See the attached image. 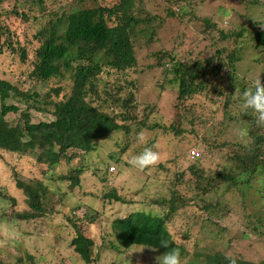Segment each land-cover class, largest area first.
I'll return each instance as SVG.
<instances>
[{
  "label": "trees",
  "instance_id": "trees-1",
  "mask_svg": "<svg viewBox=\"0 0 264 264\" xmlns=\"http://www.w3.org/2000/svg\"><path fill=\"white\" fill-rule=\"evenodd\" d=\"M7 1L9 0H0V10ZM11 1H13L11 14L23 18L29 16L24 9L29 10L30 7L31 10L30 3L26 7H21L18 0ZM35 1L39 3L41 0ZM133 2L134 0H118V3L110 7L98 4L91 8L77 9L59 15L53 23L45 27L44 31H38L41 43L33 54L31 76L47 81L68 72L71 73L73 80L68 94L63 99H49L43 106L39 104L34 107L41 113L52 115L50 120L32 122L27 111L22 114V123L10 124L6 120V115L19 111L18 105L8 102L12 100V91L16 90L10 82L0 79V152L14 153L17 158L22 159L21 165L24 161L27 163L30 154L34 155V164L37 167V176L33 175L24 181L17 177L20 170L16 169L15 164L11 165L10 181L23 198L18 200L17 196L4 193L0 186L1 199L10 202L9 211L7 214L3 213L1 217L19 223L41 221L48 227L55 219H59L62 222L61 232L64 234L60 233V226L55 225L51 230L54 238L64 240L72 232L69 244L74 254L84 264L95 263L98 257L97 254H93L94 240L85 234L83 224L87 222L85 217L80 218L78 215L79 205L69 203L65 195L50 189L41 178L46 179L62 161L70 164L73 159H79L76 167L59 177L60 180L69 181L68 188L73 192L80 186V176L88 169V167L84 169L82 160L94 153L99 143L113 138L115 133L124 134L125 138L122 141L127 139L121 149L119 146V153L126 152L136 139L137 133L144 132L145 129L165 130L164 134L177 136L185 131V121L187 124L193 122L192 109L186 111V116H179L177 111L178 108L181 109L179 101H186L190 96L210 89L212 82V91L221 100L217 107L222 117L217 123H210V130L202 136L205 144L203 151L211 155L223 154L224 160L220 167L210 170L203 166V156L197 157L182 170L174 169L176 164L174 157L160 163V171H164L158 178L162 187L161 192L152 193L153 197L147 205L148 210L137 208L112 218L108 234L114 239L108 238L106 242H102L103 247L99 248L104 249L107 246L108 249L123 252L131 246H146L156 247L164 253L168 249L159 246V243L161 239H165L171 247L179 249L181 259L190 255L182 264H229L225 258L229 255L221 251L197 250L190 253L185 243L174 237V229L178 222L184 226L186 230L184 239L187 240L192 236L191 226L194 225V221L201 223L206 221L220 226L213 218H221L227 210L225 207L228 208L229 203L226 201L231 200L228 198L225 200V197L236 190L242 191L243 196L254 186L253 182L264 176V128L257 127L255 116L240 114L239 111L241 103L239 96L252 87L254 80L246 74L240 75L237 71V63L241 61L238 50L225 52L218 48L212 59H208V67L198 61L190 66L177 61L176 56L168 52H165L167 57L163 59V55L160 54L156 56L153 65L160 66L165 75L158 79L156 88L160 89L167 85L174 87L176 90L174 115L178 114L179 117L169 127L161 126L156 121L151 124L150 115L159 113L160 109L157 103L150 104L140 98L138 86H141V83L138 85L137 80L133 79L120 84L112 80L107 81L106 78L110 73H126L137 65L132 36L138 19L131 11ZM164 2L169 6L166 9L167 15L180 19L183 15H192L191 11L188 12L186 9L185 4L188 0ZM110 20L115 21V24L110 25ZM202 20L210 31L216 30V23H212L208 18ZM259 25L261 23L255 21L251 28L256 29ZM244 30L218 28L217 33L220 39L225 40L241 37ZM251 41H254L256 47L264 49V28L255 31ZM16 42V39L9 36V30L4 31L0 25V61L9 59L12 62V58L17 55L21 56L22 63L28 60L27 49L18 47ZM259 61L264 62V56ZM261 82L264 83V80ZM60 90L61 88H55L51 91L58 97ZM16 92L15 97L24 98L28 106L38 103L36 93L24 95ZM147 100L150 102L149 98ZM145 109L147 112L144 114ZM233 122L240 124V129H247L248 147H245L240 139L229 140L226 137L225 124ZM116 145L118 146L117 143ZM109 159L115 165L120 163L117 155H111ZM110 164L105 166L106 171L99 177L104 186L108 181L106 172L108 175L111 174L109 168L115 167ZM124 164L129 166L125 162ZM94 174L97 175L95 172ZM39 175L41 177L37 179ZM107 188L109 191L101 197L103 201L135 205L134 200L126 199L115 187ZM143 191L144 188H141L138 193ZM190 207H195L192 222L186 215ZM184 218L187 221H184ZM244 222L253 233H256L255 235L264 233V214L256 216L254 220L246 219ZM230 257L236 259V264H264L263 261L254 262L239 256ZM26 258L29 264H34V258L30 255H26ZM1 260L0 264H4ZM23 261L16 258L15 264H22Z\"/></svg>",
  "mask_w": 264,
  "mask_h": 264
},
{
  "label": "rangeland",
  "instance_id": "rangeland-1",
  "mask_svg": "<svg viewBox=\"0 0 264 264\" xmlns=\"http://www.w3.org/2000/svg\"><path fill=\"white\" fill-rule=\"evenodd\" d=\"M30 3L31 10L27 11L29 16L16 17L11 14L13 1L4 2L0 10V25L3 30H9V36L16 39L18 47L27 49L28 60L22 63L21 56L17 55L12 58L0 61V79L7 80L15 90L22 93H36L38 103L28 106L24 98L15 97L16 91H12V100L9 103L18 105L19 111L6 115V120L15 125L22 123L23 112H29L32 122L48 121L52 115L36 110V105H44L49 99H63L72 85L71 73L64 72L59 76L52 77L47 81H41L30 74L32 68L33 54L41 43L38 37V31H44L46 26L62 14H68L71 11L81 8H91L98 4L110 7L118 0H41L37 3L35 0H18L21 7H26ZM188 12L192 15H183L180 18L166 14L169 8L164 0H134L132 13L138 19L137 25L132 36V43L137 57L135 68L128 70L126 73L115 72L108 74L107 81L112 80L124 84L136 79L138 85V95L140 98L150 104L157 103L160 112L151 114V124L162 122L166 125L173 121L175 114L174 103L176 90L172 86L156 88L159 83L158 79L164 77L165 72L160 66H154L156 56L163 55L165 52L174 54L177 61L193 66L196 61L203 62L208 67V59H212L218 48L225 52L239 51L238 56L241 61L238 64L237 71L241 75L255 80L259 75L261 81L264 80V62L259 61L264 56V49L256 47L251 37L255 31L264 28V0H188L185 4ZM2 14V15H1ZM11 14V15H10ZM203 18H208L212 23H216L217 28L210 31L206 26ZM227 18V19H226ZM227 21V23L224 21ZM260 22L256 29L251 28L254 22ZM65 22V20H64ZM109 24H115L110 20ZM218 28L245 29L243 35L220 39L217 33ZM215 34V35H214ZM16 58V59H15ZM162 59V61H163ZM162 63V62H161ZM134 87V86H133ZM61 88L57 97L51 90ZM158 91V94H157ZM49 95V96H47ZM158 95V97H157ZM150 99V102L147 99ZM213 101H218L216 104ZM181 109L178 108L179 116H186L187 110L192 109L193 122L186 124L185 131L172 136L167 135L159 130H145L143 133L147 138L146 144H138L136 139L131 143L129 149L124 153H119L121 147L127 139L122 141L125 136L123 133H115L113 138L103 143H99L94 153L87 155L83 162V167L88 169L80 176V186L76 187L73 192L68 188L69 181L60 180L59 177L65 175L79 163V159H73L70 164L62 161L53 171L45 178H41L47 186L53 191L63 194L69 203L79 205L78 215L80 218L85 217L87 223L83 224L85 234L94 240L93 254H97L98 260L92 264H155V257L162 255V251L146 246H131L123 252L114 251L106 248L101 249L103 241L109 236V226L112 218L132 212L137 208H146L149 205L152 193L161 192V184L158 178L163 175L160 171L159 164L164 163L166 159L174 157L175 167L179 170L184 169L196 159L189 156V151L198 149L200 156H203V166L210 170L218 169L224 160L223 154H213L204 152L203 135L210 130V123H217L222 113L217 107L221 100L219 96L212 91V82L210 89H206L196 95L190 96L186 101H179ZM147 112L145 109L144 114ZM141 115V113H140ZM143 116V115H141ZM227 132L226 137L229 140L239 139L238 130L240 124H225ZM118 144V146L116 145ZM120 146V149H119ZM151 147L160 155L159 163L151 168L139 171L133 168L129 160L131 156L139 154L144 147ZM99 148V149H98ZM75 151V150H74ZM0 186L4 193L17 196L18 200L23 197L15 189L9 178L11 165L15 164L17 170H20V180L26 181L27 178L37 174V167L34 164V155H29L27 163L21 165V160L14 153L0 152ZM70 154V153H69ZM92 156L88 158V156ZM117 155L120 163L115 165L109 157ZM127 163L129 166H126ZM111 163L115 170L108 175V181L105 185L99 180V177L106 171L105 166ZM39 165V164H36ZM40 166V165H39ZM43 169V166L41 165ZM97 174L95 175L94 172ZM37 176V175H36ZM40 175L37 179H40ZM264 176L257 182H253V187L246 191L242 196V191H234L225 200L229 203L228 208L224 211L221 218L214 217V223L204 221H194L195 207H190L186 215L190 222L194 221L191 226V238L184 239L186 233L185 227L179 222L174 229V237L182 240L190 253L194 251L208 252L212 250L221 251L229 256H239L243 259L264 263V233L255 235L249 226L245 224L246 219L254 220L255 217L264 214V191L262 189ZM264 185V184H263ZM113 186L118 193L125 196L129 201L134 200L135 205L113 203L103 201L101 197L109 188ZM144 188L142 193H138ZM146 191V192H145ZM164 191V189H163ZM132 203V202H131ZM150 207V206H149ZM9 200H3L0 197V259L4 264H15L16 258H21L22 264H29L26 255L35 259L34 264H84L77 255L72 251L69 241L73 235L70 232L66 239H55L51 230L55 225L60 226L62 222L54 220L50 227L41 221L35 222H10L5 220L3 213L9 211ZM185 215V216H186ZM184 221H187L184 218ZM50 228V229H49ZM250 230V231H249ZM247 233L244 235L242 233ZM105 247V246H104ZM190 255L181 259V264L188 260Z\"/></svg>",
  "mask_w": 264,
  "mask_h": 264
},
{
  "label": "clouds",
  "instance_id": "clouds-1",
  "mask_svg": "<svg viewBox=\"0 0 264 264\" xmlns=\"http://www.w3.org/2000/svg\"><path fill=\"white\" fill-rule=\"evenodd\" d=\"M224 21L227 23L225 19ZM236 91L238 90L236 89ZM239 99L241 100L239 106L240 114L255 116L257 127L264 128V83L261 82L259 75L252 82V87L243 91L242 95L239 96ZM174 104H176V100ZM178 117V114L174 115L173 121L168 125L162 122H160L159 125L161 124V126L164 127L172 126L173 123L176 122ZM159 131L164 132L165 130ZM238 137L244 143V146L248 147L247 129H239ZM136 142L138 144H146L147 138L143 132L137 133ZM189 156L196 159L200 156V152L198 149H192L189 151ZM159 160L160 155L157 151H154L152 148L145 147L139 154L131 156L129 163L133 168L139 171H143L147 168L156 166L159 163ZM109 170L110 172H113L115 170V167H111L109 168ZM159 246L168 250L162 255L155 257V264H181V255L178 248L171 247L169 242L165 239H161ZM150 248H152L153 251H156V247ZM225 258L229 261V264H236V259L234 257L226 256Z\"/></svg>",
  "mask_w": 264,
  "mask_h": 264
}]
</instances>
